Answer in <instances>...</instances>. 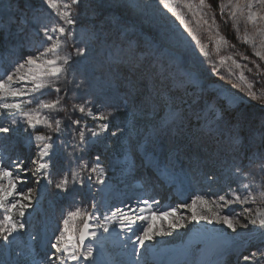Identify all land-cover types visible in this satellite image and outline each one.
<instances>
[{"label": "snow or ice", "instance_id": "6c2138e0", "mask_svg": "<svg viewBox=\"0 0 264 264\" xmlns=\"http://www.w3.org/2000/svg\"><path fill=\"white\" fill-rule=\"evenodd\" d=\"M81 2L82 0H43V5L49 10L47 16L38 11L31 17L23 15L20 19L21 28L24 29V25L31 24L40 35V40L32 42L33 54L24 57L23 62H17L5 76H0V117L7 120V124L0 127V134L7 136L14 130L19 131L22 128L28 145L36 149L35 156L30 160L21 156L12 159L10 156L0 154V211L3 217L0 219V239L4 241H9L13 234L26 227L22 218L33 208L34 199V189L25 188L30 179L37 185L45 181L64 193L71 190L70 183L83 186L92 180L93 174H96L98 183L104 184L106 172L100 157L96 156L91 165L85 162L81 155L85 146L90 139L94 140L105 134L116 137L124 136L127 132L131 135L134 129L133 124L126 122L124 127L116 126L115 130H112L111 121L122 111V107L124 111L127 110V100L122 102V107L105 105L106 111H100V104L87 100L80 103L68 100L72 91L69 85L73 83L68 79L70 68L77 63V58L85 57L89 50L87 47L70 44L77 41L76 28L81 23L78 8ZM160 3L165 9L177 15L180 23L200 46L205 56L209 55L207 45L202 43L197 31L206 32L208 38L213 41L221 65L231 61L235 68L247 67L241 65L233 55L220 54L221 49L227 46L229 41L219 31L217 16L213 13V6L209 0H183L184 6L195 19L196 30L191 26L192 21L177 12L176 0H160ZM218 7L221 17L227 16L234 22L232 26L237 33L240 32L241 23L243 24L244 32L240 39L251 44L255 56L264 61V0H221ZM223 22L227 23V20ZM95 38L93 32L89 39ZM68 48L73 50L65 51ZM243 59L248 60L249 57L244 56ZM251 63L257 70L261 69V65L255 60ZM248 71L251 72L252 69ZM239 79L245 82L247 95L264 104V93L257 95L253 84L247 82L243 71L240 72ZM74 87L81 89L84 83L81 81ZM50 92L55 93L54 98H43ZM10 99L12 102H9ZM145 102L152 104L151 115L158 121L160 128H167L179 119V110L172 106L175 101L170 95L165 96L160 104L154 103L152 96L142 101ZM33 104L35 106L31 107ZM206 111L211 117L208 125L210 129L212 123L217 125L224 123L232 130L230 137L232 148L229 158L225 161L228 163L230 159L227 187L223 194H216L215 199L197 195L190 203L181 204L179 207L191 210L192 220L221 223L233 232L237 231V225L242 228H247L248 224L258 225L264 243V152L254 151L245 155L241 151L243 141L239 121L236 123L226 121L223 113L212 105H208ZM61 113L63 116H60ZM76 113L80 114L79 117L73 118ZM87 117L102 122L94 128H89ZM38 127L45 131L37 130ZM66 135L69 139H61ZM60 149H64L68 157L77 161L78 171L69 168L53 183V169ZM84 173L87 175H82ZM141 203L143 206H140ZM154 203L156 202L144 200L138 202L136 206L125 204L123 208L112 211L110 216H104V219L118 223L120 230L131 233L135 237V243L142 247L145 241L152 240L157 235L170 234L165 232L162 226H154V217L161 220L170 218L169 229L182 226L183 217L178 214L177 208L157 213L153 208ZM90 207L98 211L95 202L91 203ZM237 208L240 211H237ZM94 211H89L88 207L78 206L65 214L60 222L59 235L51 244L54 251L51 256L46 257L48 264H58V261L60 264H66L65 259H62L65 257L67 260H78L77 253L84 246L85 240L97 239V231L90 223L94 219ZM244 220L247 223H242ZM77 221L81 226L77 225ZM97 227H102L105 233L110 231L105 225ZM80 255L84 259L92 257V247H86ZM243 261L245 264H264V249L258 248L249 255H244Z\"/></svg>", "mask_w": 264, "mask_h": 264}, {"label": "rangeland", "instance_id": "374dc122", "mask_svg": "<svg viewBox=\"0 0 264 264\" xmlns=\"http://www.w3.org/2000/svg\"><path fill=\"white\" fill-rule=\"evenodd\" d=\"M209 2L213 6V13L217 16L220 33L229 41V44L221 49L220 54L233 55L239 60L241 65H247V67L240 69L235 68L231 65V61H227L221 65L218 56L216 55L213 41L208 38V34L206 32L197 31V35L200 37L202 43L207 45L209 55L205 56L203 51H201L200 46L196 44L195 40L192 39L191 35L180 23L177 15L169 9H165L160 3V0H82L79 8H82L81 10L84 11L92 9L94 13L96 12L98 14V18L95 21L98 23V27L101 31H117L118 35H123L125 33V29L131 28L143 38L142 42L145 45H148V47L153 45L156 48L154 51L150 50L151 56L154 55L155 58L165 56L168 60L162 65L161 62H159V65L154 70H151L154 75L152 78L153 82H150L151 85H149L146 89H143V85L147 83V80L143 77L140 78V76H134L133 78L135 83L137 82L136 80H142L141 83L135 84V91L128 93V83H125V86L120 88V92H124V95L120 96V94H118L115 96L121 103H116L115 101L112 102L111 105H121L122 107V102L127 100V110L124 111L122 107V111L117 113L112 119V130H115L116 126L124 127L126 122L133 124L134 129L130 136L133 138V143L137 152L140 153L139 147L143 146L144 142H147V139L144 138L145 136L141 129L142 126L140 127V123L135 121L140 118L147 117V114L151 115L152 109L151 103H142V101H145L146 97L152 96L153 102L160 104L165 96L170 95L173 97L175 103L172 106L179 110V119H177L175 123L170 124L168 126L169 128H160L158 122L152 123L158 127L162 136H165L169 141L171 140L169 142L170 144L167 143L163 146L158 139H155L158 136L156 132H154L156 134L153 137V139H155V143L153 142L148 150V153L164 162L167 160L168 153L171 149L177 151L180 150V148H184V146H186L189 141H192L198 133H203V135H207V137H214L217 141L214 144H212L210 139L203 142L204 151L202 154H197V145L193 146L191 151L184 156L187 162L185 165L187 166H183L188 169V166L190 167L195 165L194 162H196L197 165L202 167V171L204 172L202 180L193 186L195 187L194 190L199 193L198 195H204L209 199H215L216 193L219 191L223 192L227 187L226 180L222 176V171L215 166V163L221 162L225 158V155L223 154H226V150L225 148L222 149V145H225L228 148V151L230 149L229 145L232 147L230 139L232 130L224 123H222L220 128L216 129H214V123H212L210 129L208 125L211 121V117L207 115L204 104L207 106H214L219 112L223 113L226 121L230 123H236L239 121L240 136L243 141L241 151L245 155L254 151L264 152V104H261L260 101L249 97L245 91V82L239 79L240 72L243 71L245 77L247 78V82L253 84L257 95L264 93V80H262V77H264V61H260L259 57L255 56L251 44L240 39L244 32L243 24L241 23L240 32L237 33L236 29L232 26L234 22L227 16H220L218 5L221 0H209ZM175 6L177 12L184 14L186 19L192 21L191 26L194 30H196L195 19L184 6L183 0H176ZM26 8H34L39 13L45 9L46 15H48L49 11L46 6L43 5V0H0V70L2 69L3 76H5L7 72L11 71L10 67L14 66L18 60H22L23 62V58L29 55V52L27 51H21L19 53L22 47L26 46V44L21 42L18 38H15L14 35L16 34L14 33V29L16 27H21L20 19L22 15L20 12L27 10ZM79 20L82 27L84 25L82 21L83 16H80ZM223 20H227V23H224ZM248 28L249 31H251V25H249ZM32 29L33 27H31V30ZM27 31L28 26H25L21 33L25 36L30 33ZM33 33L37 34V30H33ZM99 42H104L106 44V40H103V36L99 38ZM29 46H32V44L29 43ZM68 49L65 51H68ZM15 53H19L18 55L20 59L13 58ZM133 53L134 52H129L127 53V56H130ZM138 53L141 54L140 51H138ZM87 54H92V63L86 64V70L89 69V65H93V62L100 55H102H99V51H91L87 52ZM244 56H248L249 59H243ZM81 59L82 58H77V63L72 65L70 68L68 74L69 80H71L70 76L77 72ZM252 60H255L261 65L260 70L255 68V66L251 63ZM111 61L113 63L110 62L111 65L109 66H118L122 62L121 58H115ZM79 69L83 70V68ZM248 69H252V71L249 72ZM80 70H78L79 73L76 75V83H80L82 78H84V75L80 73ZM142 70L143 69L140 70V74ZM105 80H109V78L107 77ZM124 80L125 78L121 75V77L116 78L115 82L121 83ZM257 81H261V83H257ZM76 83L73 82L69 85L71 89L73 87L70 96H68V100L70 102L72 101V103L74 100V94L80 93L82 90V88L76 89L74 87ZM236 85H240V87H237ZM152 88L156 91L152 92ZM141 95L142 97H140ZM88 99L91 103H102L101 100H96L92 97H88ZM138 99L139 102L137 101ZM9 102H12L11 99ZM140 105L142 106V109L138 108ZM30 106L34 107L35 104ZM106 110V107L102 110L100 109V111ZM60 116H63V113H61ZM86 122L89 128H94L102 121L99 119L94 121L92 117H87ZM6 124L7 120L0 117V127L5 126ZM184 125L187 127L185 128ZM147 129L150 130V128ZM212 131H214L213 134H210ZM154 133L152 131V136ZM125 134L129 135L127 132ZM3 136V134H0V147L4 150L3 155L6 157L10 156L12 159H15L17 156H22L19 149H15V151L14 149H10L15 144L8 143L10 139H5ZM8 136L15 138V141L12 140L15 143H27L23 140V138H25V134L22 128L19 131L14 130ZM89 141L91 143L85 146L84 150L86 151L84 153L92 160H95L96 156L100 157V162L103 165L104 170H106L105 181L111 182L114 185H120V179L123 177V173L125 171H130V169H133V171L136 170L134 168V164L129 162L127 163L124 160L127 155V150L122 136L118 135L116 137H112L110 134H105L100 138L94 140L90 139ZM61 150L62 149L59 150L57 163L53 172H55L58 167L60 169L59 171L65 169V164L59 155ZM35 152L36 150L32 151L31 148L30 155L27 159L30 160L33 158L32 156H35ZM193 159L195 160L194 162H192ZM28 166L31 167V164ZM137 166V169H139V164H137ZM184 168H182L183 171ZM76 170L78 171V168H76ZM196 171V169H193L192 175H196ZM187 172L184 174L186 175ZM209 177H213V179H209ZM139 178L142 180V172ZM210 181L213 182L209 183ZM55 182L56 180L53 183ZM33 183L34 182L32 181L31 184H28L34 189L33 197L35 201L32 202L33 206L40 196V201L37 202L38 209L36 211H34L33 208L29 209L26 212L25 217L22 218L26 227H31L33 230L29 232L26 231L27 233L25 232V236L20 235V237L17 238L10 237L9 241L0 239V255L3 253L5 256L9 255L10 258H14L19 254L24 256V260L19 261L16 264L34 263V258L31 257V255L37 251V247H39L37 246V238L35 235L40 232L41 227H45L44 222L47 218V214H52L54 217L53 226L50 231L57 232L59 228H57L56 225L59 221H57L58 211H56V207H58V204H60L61 207V204L63 203L62 209H64L68 207V204H70V201L68 202V200L62 197V192L57 189L55 191H47L44 196H41L40 193L35 191ZM136 190L137 188L134 189V192ZM88 192L89 194L92 193V191L86 187L84 193L86 194ZM105 192L107 191L102 190L103 194L102 196L100 195V199L103 204L106 195ZM193 198V195L190 194L181 200L171 201L168 196L165 198L163 197L162 200L163 204L168 203L166 208L170 209L179 208V204L190 203ZM144 200L147 199L143 195H135L133 202L138 203ZM108 203H110L111 208L117 204L114 195H112L111 200ZM253 207H255V205H253ZM39 209H42V211L38 212ZM181 209L182 214L190 212L189 209ZM90 210L94 211L91 207ZM55 212L57 214H55ZM101 212L103 214L102 218H104V214L106 213L105 207L102 206ZM35 213H38L37 219H35ZM2 218V211H0V219ZM32 219H34V221ZM102 220L104 221V219ZM244 221L247 222L246 220ZM226 229L231 231V229H228L227 227ZM239 236L243 238L244 235L240 234ZM13 238L15 239L13 242H15L16 248L12 247V251L17 250L18 254L13 252L12 255L10 252L11 249L9 247V242H12ZM247 239L249 242H247V244L240 249L242 250L241 255L238 256L239 253L236 251L234 252V248L230 249L228 259L229 264H245L243 261L244 255H249V253L256 251L258 248L264 249V243H262L260 230L258 228L256 229V232L253 235H249ZM26 246H28V248H26ZM128 248L129 246H123L121 250L123 249V251H126ZM69 250L71 251V249ZM18 257H20V255ZM144 257L146 256H144L143 253L139 255H135L134 253L128 254L123 263H130L133 260V264L136 260L140 263L144 261ZM195 260L196 259L191 261V264L196 263L197 260ZM78 261L79 260L73 261L72 264H78ZM7 262L8 261H0V264H9Z\"/></svg>", "mask_w": 264, "mask_h": 264}, {"label": "bare ground", "instance_id": "6f19581e", "mask_svg": "<svg viewBox=\"0 0 264 264\" xmlns=\"http://www.w3.org/2000/svg\"><path fill=\"white\" fill-rule=\"evenodd\" d=\"M81 9L82 8H78V12H79V17L83 16L82 21L84 25L81 27L80 24L79 27L76 28L77 41L70 42V44H76L77 46L87 47L89 49L88 52L99 51V55L100 54L102 55H100L93 62V65H89L90 70L89 69L86 70L85 69L86 64L92 63L91 60L92 54L91 55L86 54V56L81 59L80 65H78V69L76 68L77 72H75V74L70 76V79L74 83H76V75L79 73L78 70H80L79 68L81 69L83 68L84 71L80 70V73L84 75V78H82L84 87H82L80 93L74 94L73 103H80L85 100L89 101L88 97H92L93 99L102 101V103L100 104L101 105L100 109L102 110L103 108H105L104 107L105 105H111L112 102L116 101V103L117 102L121 103L119 102V100L115 95L118 94H120V96L124 95L123 94L124 92H120V88L125 86V83L129 84L128 93L135 91L136 89L135 84L141 83L142 80L141 79L136 80L137 82L135 83V81L133 80L134 76H140V78L142 77L146 78L147 83L146 84L143 83L144 84L143 89H146L149 85H151L150 82L151 83L153 82L152 78L154 76L151 70L152 69L154 70L159 65V62H161V65L163 63H166L168 61L166 57L160 56L155 58L154 55L151 56L150 50L154 51L156 48L153 45H151L150 47H148V45H145L142 42L143 38L131 28L125 29V33L123 35H118L117 31H113V32L109 30L101 31L98 27V23H96L95 21L98 18V14L96 12L94 13L92 9H89L88 11H84ZM34 12H36V9L28 8L27 10L21 11L20 13L22 16L27 14L29 17H31ZM40 13L47 16L45 9L40 11ZM53 17H54V12H53ZM25 26H28L27 32H30L29 34L24 36L21 33L23 29L20 27L14 30L16 31L14 32L16 33L14 35L15 38H18L21 42L26 44V46L22 47L19 53L21 51H25V52L27 51L29 52L30 55L33 53V48L32 46H29V43L32 44L33 41L38 42L40 40V35L38 34V32L37 34L33 33V30L36 31V28H34L31 24L24 25V27ZM31 27H33L32 30ZM93 32L95 33L96 38L90 40L89 37L92 35ZM101 36H103V40H106V44L104 42H99V38ZM71 50L73 49L72 48L68 49V51ZM138 51H140L141 54H139ZM129 52H134V53L130 56H127V53ZM19 53H15V56L13 58L18 59ZM115 58H121L122 61L121 64H119L118 66H113V65L109 66L111 65L110 64V62H112L111 60ZM18 62H22V60L20 61L18 60ZM13 67L14 66H11L10 69L12 70ZM141 69L143 70L140 74ZM121 75L125 78V80L121 83L115 82L116 78L121 77ZM0 76H3L2 69L0 70ZM107 77L109 78V80H105ZM151 91L155 92L156 90L152 88ZM54 96L55 93L50 92V93H46V96L43 98H54ZM140 97H142V95ZM137 101L139 102V99ZM141 107L142 106L140 105L138 108ZM207 107L208 106L204 104V108L207 109ZM79 115H80L79 113H76V115L73 118L79 117ZM147 115H148L147 117H143L135 121V122L138 121L140 123L139 126L140 127L142 126L141 129L145 136L144 138L147 139V142L145 141L143 144V148L145 149L146 152H148L153 142L155 143V139H158V141H160L163 146H165V144L171 141V140L169 141L165 136H162L158 127L155 124L154 125L152 124L158 121L154 120L152 118V115L149 114ZM221 125L222 123L219 125L214 123V129L220 128ZM184 127L186 128L187 126L184 125ZM147 128H150V130H148ZM37 130L45 131L42 127H38ZM152 131L153 133L156 132L158 136L155 139H153V137L156 134L154 133L152 136ZM213 132L214 131L210 132V134H213ZM3 137H5V139L6 138L10 139L8 143L15 144L10 149H14V151L15 149H19L22 155L21 157L24 158L29 157L31 148L32 151L36 150L35 147H30L28 143L27 146H25L23 143L13 142L15 141V138L9 137L8 135L7 136L4 135ZM122 137L124 138V143L127 150V155L124 160L127 163L129 162L134 164V168L136 170L133 171V169H130V171L129 170L125 171L123 173L124 174L123 177L120 179V185H114L113 183L107 181H105L104 184H100L96 180V174H93L92 180L90 182H86L85 185L83 186L79 184L72 185L70 183L71 190L67 193L62 192V197L68 200V202L70 201L69 202L70 204H68V207L64 209H62L63 203L61 204V207L60 204H58V207H56V211H58L57 212L58 214L56 212L55 214H57V221H59V223H57L56 226L57 228H60L61 220L63 219L65 214L68 211L72 210L73 208L78 206L81 208L88 207V210L91 211L90 210L91 203L95 202L98 206V211H94V219L90 222L93 229L97 231V239L94 241L91 239L85 240L84 246L80 249V252H83L86 249V247L90 246L93 249V255L88 259H84L83 256L80 255V252H78L77 253V255L79 256L78 264H122L123 261L128 256V254H132V253H134L135 255H139L143 253L145 256L150 255L154 259V261H150L148 263L146 262L139 263L138 262L139 258L137 257L138 260H136L134 264H154V262L159 264H183V261L190 262V259L193 257L197 258V262L200 264H210L212 260H216V262H214L213 264H229L228 259L231 248H234V252L236 251L239 253L238 256L241 255V251H242L240 250L241 247L245 246L247 242H249L247 237L249 235H253L256 232L258 225L248 224L247 228H242L240 227V225H237V231L235 232H233L232 230L228 231L226 229L227 226L221 223H215V222L209 223L208 221H204V220H198V221L192 220L191 210L189 213L182 214L181 213L182 209L179 207L177 208V211L178 214L183 217L182 226L176 229H169L168 221L170 220V218H165L161 220L159 218L154 217V226H162L165 232H169L170 234L157 235L155 236L154 239L145 241L144 245L141 247L135 243V237L131 233H125L120 230L118 223H116L115 221L109 222L106 221L104 218H102L103 215L101 212L102 206L105 207L106 209V213L104 214V216H110L112 211H115L116 208H123L125 204H131L133 206H136L137 203L133 202V200L135 199V195L136 196L143 195L150 203L156 202L153 204V208L157 213L162 211H167L168 208L166 207L168 206V203L163 204L162 198H159L157 193L158 191H160L158 190V188L166 189L167 185L170 183L176 184L177 182L180 181H185V182L188 181V183L186 182L183 185H181V187H179L178 190L182 189V186L189 184V191L185 196L181 198L175 197L171 201L184 199V197H187V195L190 194H192L193 197H195V195H198L199 193L194 190L195 187L193 186L202 180L204 172L202 171V167L197 165L196 162H194L195 161L194 159L192 162H194L195 165H192L190 167L188 166V169L184 168L183 164L186 162L184 156H186L191 151L192 147L196 145L198 146L197 154H202V152L204 151L203 142L206 141L207 139H210L212 141V144L217 142L214 137H207V135H203V133L202 134L198 133L192 141H189L188 144L184 146V148H180V150L175 151L174 154H170L169 152V156L166 155L169 158L167 163L162 162L161 159H158L153 155L149 154L151 158L154 159V161H156L159 168L161 169V176L155 178L153 175L154 173L153 172L151 173L150 169L145 168L146 166H144L141 163L142 158L134 146L133 138L127 134H125ZM61 139H69V137H67L66 135L64 137H61ZM23 140L26 141V137L23 138ZM90 143L91 142L89 141L88 144ZM229 147L230 149L228 151V148L225 145H222V149L225 148L226 150V154H223L225 155V158L223 161L215 163V166L222 171V176L226 180V184L228 182L227 177L230 175L228 171L230 159L228 160V163L225 162L226 159L229 158V153L232 148L231 145H229ZM70 150L71 149H68V151ZM3 151H4L3 148H1L0 154H3ZM85 151L86 150H84V152ZM84 152L81 154L83 160L91 165V163L94 162V159L93 160L90 159V157L86 156ZM59 155L61 156L62 161L65 164L64 167L65 169L59 171L60 170L59 167L56 168L55 172H53V176H54L53 182L55 180H58L60 175L64 172H67L69 168L74 170H76L77 168V161L68 157L64 149L60 151ZM174 156L176 157L177 160L181 158V161L178 163L171 164L172 161L170 159L174 158ZM137 164H139L140 166L139 169H137L138 167ZM182 168H184L185 172L188 171L186 175L184 174L185 172L182 170ZM193 169L197 170L196 175H192ZM141 172L143 175H145L144 182H142V180H140L139 178ZM82 175L86 176L87 173H84ZM31 182L32 181H29L28 183L31 184ZM149 182L152 183L151 190H149L150 188V186H148ZM212 182L213 181H210L209 183ZM33 184L35 187V191L40 193L41 196H44L45 192L47 191L56 190L53 187V185H49L45 181L40 182L39 185L35 183ZM27 187H31V186L27 184L25 185V188ZM86 187H88L90 191H92L91 194H89V192L86 194L84 193ZM136 188L137 190L134 192V189ZM102 190L108 191V193L105 195L104 204L100 199V195L102 196V194L104 193V192L102 193ZM143 190L145 192L148 191L146 196ZM216 194H223V192L219 191ZM112 195H114L117 202V204L113 208H111L110 203H108L111 200ZM39 197L36 200V203H34L33 206L34 211L38 209L37 202L40 201ZM33 201L35 200L33 199ZM140 206H143L142 203ZM183 210H185V208ZM236 210L239 211L240 209L237 208ZM37 214L35 219L38 218ZM53 219L54 217L52 214H47V218L44 222L45 225L44 228H48L51 230L53 226ZM102 219H104V221ZM242 223H247V222L242 221ZM77 225L81 226L79 221H77ZM97 225L108 226L110 228V231L105 233L103 231V228L102 227L98 228ZM144 226H146V222ZM32 230L33 229L31 227H25L23 230L19 231V235L23 236L26 231L29 232ZM49 232L52 233L50 239L48 241H44L43 242L44 244H41L40 247H37V251H35L31 255V257L34 258L33 264H48L46 257L51 256L52 251H54L51 248V243H54L56 240V236L59 235L58 231L57 232L49 231ZM39 234L40 232L37 235ZM240 234L244 235L243 238L239 236ZM15 235L16 233L13 234L12 237L15 238ZM14 238L12 242H9L10 243L9 247L11 249L10 252L12 253V255L13 252H16L15 254H18L17 250L12 251V247L16 248L15 242H13L15 240ZM99 241H101V244H99ZM123 246H129L128 250L126 251H123V249L121 250ZM26 248H28V246H26ZM19 255L20 257H18ZM19 255L14 258H10L9 255L5 256L2 253V255H0V261H5V262L8 261L7 263L9 264L11 263L16 264L19 261L24 260V256L21 254ZM64 259L66 261V264H72L73 262L72 260H67L66 258ZM221 259L224 260V262L221 261L217 263L218 260Z\"/></svg>", "mask_w": 264, "mask_h": 264}, {"label": "trees", "instance_id": "16d2710c", "mask_svg": "<svg viewBox=\"0 0 264 264\" xmlns=\"http://www.w3.org/2000/svg\"><path fill=\"white\" fill-rule=\"evenodd\" d=\"M18 26V25H17ZM18 27H16L14 30H16ZM143 29V28H142ZM16 32V31H15ZM107 45H109V44H107Z\"/></svg>", "mask_w": 264, "mask_h": 264}]
</instances>
